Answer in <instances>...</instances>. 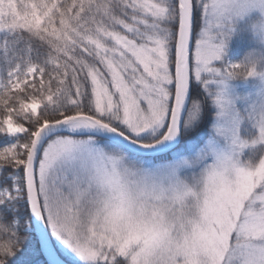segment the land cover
<instances>
[{
	"label": "snow or ice",
	"instance_id": "obj_1",
	"mask_svg": "<svg viewBox=\"0 0 264 264\" xmlns=\"http://www.w3.org/2000/svg\"><path fill=\"white\" fill-rule=\"evenodd\" d=\"M253 9L0 0V264H264V72L222 60Z\"/></svg>",
	"mask_w": 264,
	"mask_h": 264
},
{
	"label": "rangeland",
	"instance_id": "obj_2",
	"mask_svg": "<svg viewBox=\"0 0 264 264\" xmlns=\"http://www.w3.org/2000/svg\"><path fill=\"white\" fill-rule=\"evenodd\" d=\"M261 15L258 9H253L249 13H247L242 18H238L235 21V27L232 36L228 39L225 53L222 57V60H227L230 62H238L240 61L245 54L251 49H264V42L259 41L258 37H254L251 28H250V20H253ZM202 26V21L199 19V14L194 21V38L196 32H198L199 27ZM194 42V41H193ZM222 61H215L214 63H221ZM264 68V64H262L258 71ZM260 83L259 77H248L247 79H234L228 82L229 90L234 94L245 96L253 94L256 90L257 85ZM192 99H200L205 102V112L206 116L212 115L210 111V103L206 101L205 94L200 85L196 84L193 79V82L190 86V100ZM240 103L239 101L237 102ZM1 114L0 116H2ZM23 122V121H22ZM2 136V135H1ZM5 137V136H2ZM8 140L0 143V147H3L11 142H13L12 138L5 137ZM22 227V225H21ZM23 235V232H21ZM32 256V255H30Z\"/></svg>",
	"mask_w": 264,
	"mask_h": 264
},
{
	"label": "clouds",
	"instance_id": "obj_3",
	"mask_svg": "<svg viewBox=\"0 0 264 264\" xmlns=\"http://www.w3.org/2000/svg\"><path fill=\"white\" fill-rule=\"evenodd\" d=\"M260 13L261 15L250 20L249 24L254 37H258L259 41L264 42V11H260ZM262 53H264V49L249 50L239 61L241 67L233 73L232 79H247L250 72H264V68L258 71V68L264 64ZM120 155L123 156L125 154Z\"/></svg>",
	"mask_w": 264,
	"mask_h": 264
},
{
	"label": "trees",
	"instance_id": "obj_4",
	"mask_svg": "<svg viewBox=\"0 0 264 264\" xmlns=\"http://www.w3.org/2000/svg\"><path fill=\"white\" fill-rule=\"evenodd\" d=\"M25 39H27V36H25ZM34 47L39 48V45L36 44V42H33ZM23 47V44L21 45ZM41 53H43V49H41ZM3 114L2 111H0V115ZM7 141L8 139L5 137H2L0 135V143ZM43 257L41 255H28L25 257V264H42Z\"/></svg>",
	"mask_w": 264,
	"mask_h": 264
}]
</instances>
